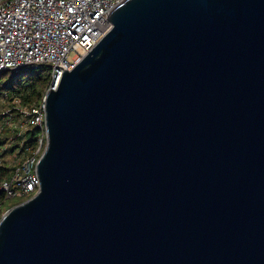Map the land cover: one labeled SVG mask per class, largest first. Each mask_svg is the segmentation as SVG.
<instances>
[{
	"label": "water",
	"instance_id": "water-1",
	"mask_svg": "<svg viewBox=\"0 0 264 264\" xmlns=\"http://www.w3.org/2000/svg\"><path fill=\"white\" fill-rule=\"evenodd\" d=\"M44 98L38 191L0 264H264V0H121Z\"/></svg>",
	"mask_w": 264,
	"mask_h": 264
},
{
	"label": "built area",
	"instance_id": "built-area-1",
	"mask_svg": "<svg viewBox=\"0 0 264 264\" xmlns=\"http://www.w3.org/2000/svg\"><path fill=\"white\" fill-rule=\"evenodd\" d=\"M120 1L0 0V71L44 67L49 76L37 103L23 106L15 101L11 106L5 103L6 94L0 96V134L10 135L2 149L18 142L0 157V164L11 167L0 182L6 198L25 200L38 191L36 164L45 145V94L106 33L110 22L105 15ZM32 127L37 129L35 141L26 144L25 133Z\"/></svg>",
	"mask_w": 264,
	"mask_h": 264
},
{
	"label": "trees",
	"instance_id": "trees-1",
	"mask_svg": "<svg viewBox=\"0 0 264 264\" xmlns=\"http://www.w3.org/2000/svg\"><path fill=\"white\" fill-rule=\"evenodd\" d=\"M49 76L46 68H30L20 67L14 71L2 70L0 71V96L6 94L5 103L13 106L15 101L18 104L27 106L40 101L44 90L48 87ZM14 103V104H13ZM36 128H30L25 133L26 144H32L36 138ZM9 134L3 132L0 134V157L10 152V149L18 142L13 143L7 150H3V145L9 138ZM4 154V155H3ZM11 167L7 163L0 164V182L3 178L10 174ZM24 198L13 197L6 198L5 193L0 188V217L5 209L10 208L12 205L23 201Z\"/></svg>",
	"mask_w": 264,
	"mask_h": 264
},
{
	"label": "rangeland",
	"instance_id": "rangeland-1",
	"mask_svg": "<svg viewBox=\"0 0 264 264\" xmlns=\"http://www.w3.org/2000/svg\"><path fill=\"white\" fill-rule=\"evenodd\" d=\"M68 56H69V57H71V56H72V54H71V53H69V54H68ZM8 159L10 160V157H9ZM11 199H12V198H11ZM14 205H15V204H14ZM12 206H13V205H12ZM12 206H11V207H12ZM5 210H6V209H5Z\"/></svg>",
	"mask_w": 264,
	"mask_h": 264
}]
</instances>
